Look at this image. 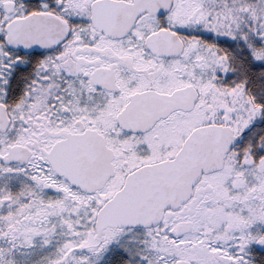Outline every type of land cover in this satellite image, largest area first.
Segmentation results:
<instances>
[{
    "label": "snow or ice",
    "instance_id": "snow-or-ice-1",
    "mask_svg": "<svg viewBox=\"0 0 264 264\" xmlns=\"http://www.w3.org/2000/svg\"><path fill=\"white\" fill-rule=\"evenodd\" d=\"M0 264H264V0H0Z\"/></svg>",
    "mask_w": 264,
    "mask_h": 264
}]
</instances>
